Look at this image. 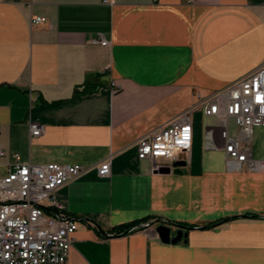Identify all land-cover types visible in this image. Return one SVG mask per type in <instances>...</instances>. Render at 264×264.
I'll use <instances>...</instances> for the list:
<instances>
[{
    "label": "crops",
    "instance_id": "crops-1",
    "mask_svg": "<svg viewBox=\"0 0 264 264\" xmlns=\"http://www.w3.org/2000/svg\"><path fill=\"white\" fill-rule=\"evenodd\" d=\"M101 1L0 0V171L14 153L85 168L56 192L78 224L68 264H264V170H229L221 146L205 144L210 119L192 113L180 174L153 171L135 146L264 64V0ZM98 34L107 46L89 43ZM194 119L204 121L199 134ZM251 150L264 161V127L253 129ZM105 160L110 175L100 179ZM243 215L258 217L194 228L186 244L153 233ZM132 224L141 229L128 233Z\"/></svg>",
    "mask_w": 264,
    "mask_h": 264
},
{
    "label": "built area",
    "instance_id": "built-area-1",
    "mask_svg": "<svg viewBox=\"0 0 264 264\" xmlns=\"http://www.w3.org/2000/svg\"><path fill=\"white\" fill-rule=\"evenodd\" d=\"M111 5L112 0H102ZM45 23L33 17L31 25ZM105 47L102 35L89 40ZM114 93L115 90H112ZM200 111L212 121L203 128L205 144L220 145L229 170H264V161L252 156L251 138L255 127H264V64L205 97H197L193 107L175 119L139 138L136 158L149 160L152 170H173L180 154H189L193 143L192 113ZM30 137L41 135L42 126L30 123ZM207 148H209L207 146ZM5 151L0 147V158ZM12 163L0 171V264H68L77 222L63 213L56 192L79 178L86 170L80 165H32L17 153ZM165 161L167 165L158 162ZM96 175H110V161L96 167Z\"/></svg>",
    "mask_w": 264,
    "mask_h": 264
},
{
    "label": "water",
    "instance_id": "water-1",
    "mask_svg": "<svg viewBox=\"0 0 264 264\" xmlns=\"http://www.w3.org/2000/svg\"><path fill=\"white\" fill-rule=\"evenodd\" d=\"M183 166H185L184 161L174 163L172 172L175 174H180L182 172L181 167ZM155 172L166 173L169 172V169L161 168L159 169V171ZM172 228H175L176 231H173ZM153 233L157 235V237L162 243H187L188 231L186 229L177 227L175 224H170L169 226L158 224L154 227Z\"/></svg>",
    "mask_w": 264,
    "mask_h": 264
},
{
    "label": "trees",
    "instance_id": "trees-1",
    "mask_svg": "<svg viewBox=\"0 0 264 264\" xmlns=\"http://www.w3.org/2000/svg\"><path fill=\"white\" fill-rule=\"evenodd\" d=\"M61 102H55V103H51L50 106H58L60 105ZM258 216L257 215H243V216H240V217H232V218H226V219H223V220H220L218 222H214V223H210V224H207V225H203V226H198V227H195V226H192V225H183V224H178L176 223L175 225L179 228H183V229H186L187 231H190V230H193L194 228H197L199 230H209L211 228H214L216 226H219L225 222H228L230 220H235V219H246V218H252V219H255L257 218ZM136 224H132L130 227H133L135 226Z\"/></svg>",
    "mask_w": 264,
    "mask_h": 264
},
{
    "label": "rangeland",
    "instance_id": "rangeland-1",
    "mask_svg": "<svg viewBox=\"0 0 264 264\" xmlns=\"http://www.w3.org/2000/svg\"><path fill=\"white\" fill-rule=\"evenodd\" d=\"M204 121H201V120H197V119H194V127H195V131L197 134H199L201 132V129H202V126L203 125ZM204 128V127H203ZM35 138V137H34ZM156 222V221H155ZM140 227H137V226H133L131 228L128 229V233L130 232H133V231H136V230H139ZM141 229V228H140Z\"/></svg>",
    "mask_w": 264,
    "mask_h": 264
}]
</instances>
